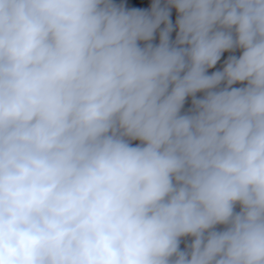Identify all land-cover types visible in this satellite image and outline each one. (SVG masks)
Masks as SVG:
<instances>
[{
    "label": "clouds",
    "instance_id": "obj_1",
    "mask_svg": "<svg viewBox=\"0 0 264 264\" xmlns=\"http://www.w3.org/2000/svg\"><path fill=\"white\" fill-rule=\"evenodd\" d=\"M0 264H264V0H0Z\"/></svg>",
    "mask_w": 264,
    "mask_h": 264
},
{
    "label": "trees",
    "instance_id": "obj_2",
    "mask_svg": "<svg viewBox=\"0 0 264 264\" xmlns=\"http://www.w3.org/2000/svg\"><path fill=\"white\" fill-rule=\"evenodd\" d=\"M119 3H124L127 6L130 7H139V8H143L145 10L150 9L152 0H118ZM172 19L173 22L175 20V11L173 10L172 12ZM175 33H173V38H174ZM158 42V35H157V41Z\"/></svg>",
    "mask_w": 264,
    "mask_h": 264
}]
</instances>
